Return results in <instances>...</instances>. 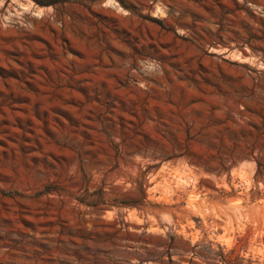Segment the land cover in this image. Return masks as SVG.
<instances>
[{
  "label": "rangeland",
  "instance_id": "374dc122",
  "mask_svg": "<svg viewBox=\"0 0 264 264\" xmlns=\"http://www.w3.org/2000/svg\"><path fill=\"white\" fill-rule=\"evenodd\" d=\"M0 264H264V0H0Z\"/></svg>",
  "mask_w": 264,
  "mask_h": 264
}]
</instances>
